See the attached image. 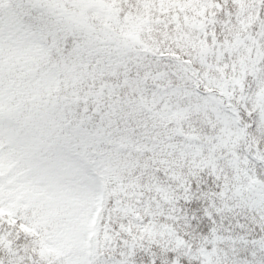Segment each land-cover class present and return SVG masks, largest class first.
Returning a JSON list of instances; mask_svg holds the SVG:
<instances>
[{
	"label": "snow or ice",
	"instance_id": "obj_1",
	"mask_svg": "<svg viewBox=\"0 0 264 264\" xmlns=\"http://www.w3.org/2000/svg\"><path fill=\"white\" fill-rule=\"evenodd\" d=\"M0 264H264V0H0Z\"/></svg>",
	"mask_w": 264,
	"mask_h": 264
}]
</instances>
